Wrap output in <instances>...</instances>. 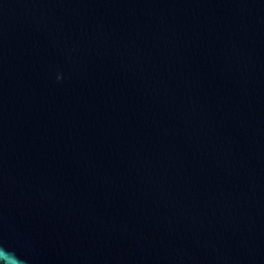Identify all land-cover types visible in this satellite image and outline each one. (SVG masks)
<instances>
[{"label": "water", "instance_id": "95a60500", "mask_svg": "<svg viewBox=\"0 0 264 264\" xmlns=\"http://www.w3.org/2000/svg\"><path fill=\"white\" fill-rule=\"evenodd\" d=\"M0 247L264 264V0H0Z\"/></svg>", "mask_w": 264, "mask_h": 264}, {"label": "clouds", "instance_id": "9594fccd", "mask_svg": "<svg viewBox=\"0 0 264 264\" xmlns=\"http://www.w3.org/2000/svg\"><path fill=\"white\" fill-rule=\"evenodd\" d=\"M14 260L19 264V258L16 254L6 248L0 247V264H8L9 260Z\"/></svg>", "mask_w": 264, "mask_h": 264}]
</instances>
